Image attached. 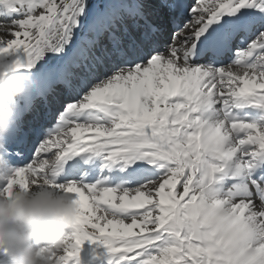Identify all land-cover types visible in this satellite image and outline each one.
I'll return each instance as SVG.
<instances>
[{"label":"snow or ice","instance_id":"1","mask_svg":"<svg viewBox=\"0 0 264 264\" xmlns=\"http://www.w3.org/2000/svg\"><path fill=\"white\" fill-rule=\"evenodd\" d=\"M0 64L30 82L0 189L79 208L51 264H264V0H0Z\"/></svg>","mask_w":264,"mask_h":264},{"label":"clouds","instance_id":"2","mask_svg":"<svg viewBox=\"0 0 264 264\" xmlns=\"http://www.w3.org/2000/svg\"><path fill=\"white\" fill-rule=\"evenodd\" d=\"M3 72L0 64V149L16 124L19 98L30 85L26 75ZM6 175L0 169V179ZM78 215V205L61 192L13 186L9 196L0 189V248L8 264H51L48 253L64 246Z\"/></svg>","mask_w":264,"mask_h":264},{"label":"bare ground","instance_id":"3","mask_svg":"<svg viewBox=\"0 0 264 264\" xmlns=\"http://www.w3.org/2000/svg\"><path fill=\"white\" fill-rule=\"evenodd\" d=\"M21 39H23V37H21ZM34 122H35V119H34ZM35 128L36 127L33 126L34 132H35ZM32 148H33V144L30 147V149L25 153V155H24L25 159H27L29 157V155L31 154ZM117 195H119V194H117ZM100 223L103 224V223H105V221H101ZM89 230H91L90 226H89ZM110 230L111 229H109V231ZM134 231H138V229H134ZM84 243L94 244L93 246H90L87 251L91 252L92 255L95 257L103 256L107 252L106 247L104 245L100 244L98 241L93 242V241L86 240V241H84ZM60 254H63V253L61 252ZM4 255H6V252L4 251V249L0 248V264H8V258L6 257V259H4ZM108 258H111V255ZM53 259L55 261L57 258L54 257Z\"/></svg>","mask_w":264,"mask_h":264}]
</instances>
